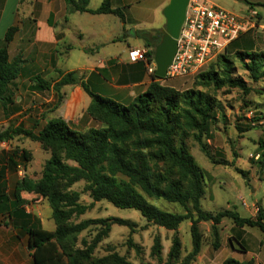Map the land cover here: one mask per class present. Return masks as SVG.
Returning <instances> with one entry per match:
<instances>
[{
  "label": "trees",
  "instance_id": "1",
  "mask_svg": "<svg viewBox=\"0 0 264 264\" xmlns=\"http://www.w3.org/2000/svg\"><path fill=\"white\" fill-rule=\"evenodd\" d=\"M72 12H89L93 14L112 13L124 20L120 8L112 7V0H102L96 9L88 7L90 0H66ZM264 6V5H263ZM15 27H11L6 35V42L13 38ZM147 41V32L142 33ZM154 50L149 52L152 56ZM245 68L255 80L264 79V52L237 50ZM228 52L220 54L208 66L215 62L224 63V71L228 73L224 84L244 86L243 82L233 79L231 66L228 63ZM248 58V62L245 61ZM213 68V67H212ZM21 72L20 62L10 60L7 46L0 47V102L6 109L7 100L11 96V83ZM209 81L216 80L213 70L199 74ZM226 75V74H225ZM224 75V76H225ZM154 77L161 78L155 73ZM32 88L53 90L58 103L64 99L66 85L80 84L91 98L86 110L87 114L98 121L99 127H91L86 132L72 128L62 117H50L37 130L35 123L28 128L23 125L9 126L0 130V143L16 136H23L41 142L51 150V156L46 161L42 176L33 179L23 175L16 181L13 189L6 192V182L3 181L7 165L0 167V212H8L14 222L21 223L28 237V250L34 264H68L59 251L56 241L70 235H76L91 224L101 223L109 229L110 223L105 219L84 220L76 225H65L73 215L83 214L90 205L82 204L80 192L70 187L83 180L84 190L93 201L107 200L119 208L138 210L147 222L163 226L169 230H177L180 223L190 219L193 250L190 257L197 256L201 251L202 236L198 230V222L211 220L213 246L220 247L218 224L222 219L229 218L239 227H258L264 235V211L258 208L253 217L242 216L235 208L224 209L216 214L202 209L201 199L204 196V172L195 158L181 143L176 144V134L185 125L197 132L196 139L202 144L209 156L210 152L203 143L210 123L214 116V104L203 94L192 91L181 93L176 88L153 82L149 89L137 96L128 105L104 97L90 89L88 84L75 71L62 72L57 80H49L42 75L31 78ZM182 104L187 107H181ZM264 148V140L259 144ZM20 149H15L14 157ZM23 158L30 160L31 154L22 150ZM13 161L12 157H9ZM150 159L162 160L178 170L182 179H172L166 186L161 185L163 179L153 181L155 176L151 171ZM15 162V161H13ZM264 165V150L260 161ZM18 166L17 163H15ZM26 168V164L23 163ZM156 178V176H155ZM185 180V181H184ZM153 198H162L169 202L180 203L187 213L175 214L160 210L149 203L138 189ZM23 193H32L46 198L52 208L56 230H48L41 226L40 220L33 222V215L26 211L28 199ZM192 205L197 217L189 208ZM231 243V239L229 240ZM180 239L173 237L172 252L177 253ZM222 264H254V260L240 261L236 258H226Z\"/></svg>",
  "mask_w": 264,
  "mask_h": 264
},
{
  "label": "rangeland",
  "instance_id": "2",
  "mask_svg": "<svg viewBox=\"0 0 264 264\" xmlns=\"http://www.w3.org/2000/svg\"><path fill=\"white\" fill-rule=\"evenodd\" d=\"M233 1L212 0L230 11L234 10L231 7ZM262 11L264 14V8ZM257 41L262 49L260 51L264 52V37L260 36ZM236 44L235 42L230 45L227 51L228 63L233 79L243 82L244 86L224 84L228 73L224 71L222 61L207 66L197 74L177 78L165 77L162 84L172 86L181 93L192 91L196 95L203 94L214 104V118L203 137V143L212 158H209L202 144L196 139L195 130L183 125L182 130L179 129L176 134L177 146L183 143L204 172L205 193L201 199L202 209L216 214L224 209L235 208L242 216L253 217L259 207L264 211V165L260 163L264 148L259 145L264 140V79H253L237 54ZM240 51L245 53L248 50ZM245 61H249L247 57ZM208 70L214 71L216 80L207 81L200 77V73ZM28 85L26 77L20 80L15 93L7 100L6 109L0 102V130L16 125L30 128L35 123L38 124V130L50 117L67 116L69 110L56 113L63 100L58 103L54 91L39 90ZM33 91L42 92L40 94L48 98L53 94L52 103L40 104ZM63 92L64 96L68 93ZM183 106L187 107L185 104L181 105ZM65 120L72 128L81 132L101 125L87 112L82 118L67 117ZM15 149H20L16 157L12 154ZM23 149L30 152V160L23 158ZM50 156L51 150L41 142L23 136L0 143V163L8 166L5 173H9L10 183L25 174L33 179L40 178ZM149 164L156 176L153 181L158 180L157 175H160L163 179L161 185L166 186L172 179L183 178L178 170L162 160L150 159ZM84 185L85 182L81 180L70 189L80 192L79 201L90 207L83 214L73 215L65 225H76L88 219H105L110 223V227L106 231L101 223L91 224L76 235L56 241L68 264H222L229 257L238 260L258 255L264 257V235L258 227H239L231 219L224 218L218 224V249L213 246V221L198 222L202 246L200 253L192 258L190 219L181 222L177 230H169L147 222L136 209L119 208L107 200L93 201L84 190ZM138 189L149 203L160 210L175 214L187 213L180 203L153 198ZM23 196L28 199L26 207L33 215L32 221L39 219L43 228L56 230L57 225L48 200L32 193H23ZM243 202L247 204L243 205ZM189 208L197 217L191 204ZM175 235L181 242L177 253L172 252Z\"/></svg>",
  "mask_w": 264,
  "mask_h": 264
},
{
  "label": "crops",
  "instance_id": "3",
  "mask_svg": "<svg viewBox=\"0 0 264 264\" xmlns=\"http://www.w3.org/2000/svg\"><path fill=\"white\" fill-rule=\"evenodd\" d=\"M169 1L112 0V7L123 11L122 20L112 13L72 12L66 0H0V47L7 46L10 60H17L21 65L19 76L11 83V94L25 77L32 87L31 78L36 75L57 80L60 71H75L95 93L128 105L153 82H165L149 73L144 61L132 60L131 51L147 47L149 61L156 65V47L166 28L163 9ZM101 3L102 0H90L88 7L96 9ZM263 5L264 0L233 1V12L245 13L249 8L259 11L258 27L233 42L237 43V50H262L257 38L264 37ZM11 27L16 30L10 42H6ZM146 32L147 41L142 34ZM152 50L154 53L149 56ZM64 89L68 93L56 113L69 110L67 116H61L64 120L85 116L91 101L88 93L80 84L66 85ZM33 93L40 104L53 101V94L48 98L42 92ZM8 174L3 178L7 183L6 192L23 176L10 183ZM26 211L31 213L27 207ZM27 244L22 224L14 222L8 212L4 215L0 212V264H34ZM250 259L254 264H264V257L260 255L240 261Z\"/></svg>",
  "mask_w": 264,
  "mask_h": 264
},
{
  "label": "built area",
  "instance_id": "4",
  "mask_svg": "<svg viewBox=\"0 0 264 264\" xmlns=\"http://www.w3.org/2000/svg\"><path fill=\"white\" fill-rule=\"evenodd\" d=\"M258 23L259 11L255 8L236 13L211 0H190L178 48L166 78L199 73L220 54L226 53L230 44L242 34L258 27ZM131 58L144 61L149 73H155L156 65L149 61L147 47L132 49Z\"/></svg>",
  "mask_w": 264,
  "mask_h": 264
},
{
  "label": "water",
  "instance_id": "5",
  "mask_svg": "<svg viewBox=\"0 0 264 264\" xmlns=\"http://www.w3.org/2000/svg\"><path fill=\"white\" fill-rule=\"evenodd\" d=\"M190 0H170L163 9L166 28L155 51V73L165 78L167 69L172 63L178 48V38L186 19L187 7Z\"/></svg>",
  "mask_w": 264,
  "mask_h": 264
}]
</instances>
